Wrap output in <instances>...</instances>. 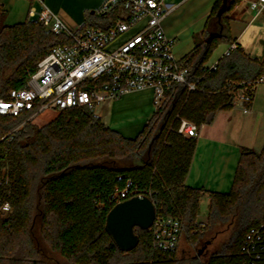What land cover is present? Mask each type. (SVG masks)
Segmentation results:
<instances>
[{"label": "trees", "instance_id": "obj_1", "mask_svg": "<svg viewBox=\"0 0 264 264\" xmlns=\"http://www.w3.org/2000/svg\"><path fill=\"white\" fill-rule=\"evenodd\" d=\"M222 3L214 1L200 41L185 55L188 79L197 81L196 88L187 92L185 85L174 83L136 135L108 126L88 106L55 110L41 126L28 119L37 104L16 116L0 115V204L13 207L1 231L24 232L37 210L42 220L47 215L53 219V245L74 264H199L178 257L176 248H158L149 229L134 227L139 240L128 252L113 243L104 228L108 211L118 201L145 194L155 205V217L177 219L180 234L192 245L220 225L233 226L203 264H240L246 234L264 223V145L241 150L229 191L206 190L185 184L197 138L176 131L180 118L192 121L197 130L211 124L218 111L233 107L232 90L244 85L240 82L264 73V54L260 60L251 56L231 37L226 15L238 0H227L217 15ZM117 8L89 13L78 31L113 24ZM5 16L0 4V97L26 86L38 62L71 40L37 16L12 24ZM220 41L236 47L205 65ZM204 194L209 205L201 224L197 215Z\"/></svg>", "mask_w": 264, "mask_h": 264}, {"label": "built area", "instance_id": "obj_2", "mask_svg": "<svg viewBox=\"0 0 264 264\" xmlns=\"http://www.w3.org/2000/svg\"><path fill=\"white\" fill-rule=\"evenodd\" d=\"M40 8L31 7L54 32H64L71 40L53 48L37 65L26 86L14 88L7 97H0V115H19L24 110L37 109L28 119H34L46 109L60 110L88 106L106 99H117L131 91L150 88L156 107L165 99L174 83L196 88L197 81L188 79L187 58L176 59L161 21L168 10L164 0H105L100 12L118 5V19L111 25L85 27L71 32L43 0ZM251 15L248 25L264 13V0H248ZM236 47L233 42L224 54ZM100 81L89 84L88 82ZM264 83V73L251 82L232 90L234 99L247 104L256 86ZM86 85V86H85ZM176 131L187 137L197 135V126L185 118L179 119ZM7 207V204H4ZM158 248L171 251L176 247L181 224L172 217H155L148 228ZM240 264H264V223L250 229L242 246Z\"/></svg>", "mask_w": 264, "mask_h": 264}, {"label": "rangeland", "instance_id": "obj_3", "mask_svg": "<svg viewBox=\"0 0 264 264\" xmlns=\"http://www.w3.org/2000/svg\"><path fill=\"white\" fill-rule=\"evenodd\" d=\"M61 5L62 15L57 14L61 22L71 32H77L82 26L87 24V15L94 13L98 15L101 11V7L95 5L96 0H55ZM168 3H174V0H165ZM215 0H187L184 5L176 10H172L162 19V27L169 40L174 39L171 50L174 56L179 59L193 48V46L200 41L201 28L206 22L210 13L211 7ZM240 4L239 9L232 12L233 8L229 11L226 22L231 25V37L237 38V42L240 46L251 56L259 59L264 54V13L256 17L247 27V19L249 15V4L247 0H238ZM236 4V5H238ZM95 5V6H94ZM236 5L234 7H236ZM167 7H163L164 11ZM32 18V17H31ZM34 18V17H33ZM232 22V23H231ZM245 27L242 33V28ZM228 42L220 41L213 51L208 55L205 65H211L226 49ZM137 94V98H150V105L139 112L140 114L150 115L156 110V104L153 100V90L150 88L134 90L130 92V95ZM128 95L121 97V101L126 99ZM235 109H242L240 107V101L233 99ZM250 102H248L249 104ZM247 114L242 115L239 113V118H242L244 123L245 134H256V142L254 149H259V143L264 135V83H260L256 86L255 98L252 105L245 106ZM136 112L139 111V106H134ZM117 110L112 111V117L120 126H114L113 128L126 131V135L134 136L139 131L141 124L133 129H130L127 123L120 121V116L116 115ZM57 112L53 109H46L36 116L32 121L41 126L47 123ZM139 115V114H138ZM240 121V119H239ZM250 123L251 125H247ZM19 127V125L17 126ZM112 127V126H111ZM229 160V159H228ZM237 161L232 164L230 160L226 163V168L223 166L220 175L214 181H210L209 185L212 189L227 192L231 188L234 171L237 165ZM203 177V178H202ZM205 172L200 176H191L189 183L197 186L206 185L204 178ZM203 181V182H202ZM208 185V184H207ZM7 204V207L4 206ZM209 199L207 196H203L199 203V213L197 220L203 224L206 221L208 214ZM34 210L32 212V219L29 221L27 230L24 232H16L13 229L1 231V223L4 220L10 218L13 213V207L8 202L0 204V264H74L70 260L62 256L53 245V219L50 216H46L43 220L41 213ZM21 229V228H20ZM233 226L220 225L210 232L203 234L198 244H190L181 233L178 237L176 244V250L178 257L183 256L185 258L192 257L196 259L199 264L205 263L209 256L220 248L222 242L227 240ZM9 232H11L9 234ZM209 241L208 245L198 253V250L202 247L205 241Z\"/></svg>", "mask_w": 264, "mask_h": 264}, {"label": "crops", "instance_id": "obj_4", "mask_svg": "<svg viewBox=\"0 0 264 264\" xmlns=\"http://www.w3.org/2000/svg\"><path fill=\"white\" fill-rule=\"evenodd\" d=\"M43 1L45 5L50 10L53 11L54 14L56 13L59 15L63 14L61 13V5L58 4L57 1L55 0H43ZM186 1L187 0H174V3H168L164 0V8L167 7L166 10H168L167 13L164 15V17L169 12H171L173 9L176 10L182 5H184ZM104 2L105 0H96L95 5L102 7ZM0 4L3 6V9L6 11L5 22L10 23V24L22 22L28 17L29 18L36 17V15L30 16L28 14V11L31 7H34L35 10H39L40 8L38 2L36 1L29 2L27 0H0ZM248 4H249V1H248ZM239 6L240 4L236 5V7L233 8L232 12L235 10H238ZM249 15H251L250 4H249ZM62 19L64 20L63 15H62ZM247 22H248V19H247ZM247 26H248V23L245 25V27ZM245 27L242 28L240 33L244 31ZM229 29H230V34H232L231 25H229ZM172 40H173L172 42L173 44L174 39ZM236 41H237V38H236ZM229 45L230 44L228 43L224 52L227 50ZM223 54L224 53H222L219 57H221ZM262 57L259 58V60L262 59ZM182 58H185V56L179 59H182ZM217 59L209 66H212L217 61ZM255 90L252 94V99L249 104L240 102V105H241L240 107H242V109L240 108L237 110L232 107L229 110L218 111L211 124H204L199 127V129L197 130V135H196V138H197L196 147L194 150V154L192 157V161L190 164L188 174L185 178L186 185H189L192 187H202L206 190H214L209 185V182L217 179L221 171L223 174V166L226 168V163L229 160L232 164H234L236 160H238L241 150L244 148L255 150L254 146H255V142L257 138L256 134L255 135H252L250 133L245 134L244 133V129H245L244 123L248 120L245 119V121H242V118H239L240 117L239 113H242V115H245L249 112L247 111L245 106L252 105L254 98H255ZM126 95H128V97L126 99H123L122 101L120 100L122 97L121 96L117 99H110V100L106 99V100L99 102L98 104H96L94 108V113L100 116L101 120L108 126L110 127L112 126V128L114 126L118 127L122 124V123L119 124L118 122H116L115 119L112 117L113 110H117L116 115L120 116L119 117L120 121L121 122L125 121L130 129H133L139 126L140 124L142 125L144 122H146L150 118L151 115L147 117L148 116L147 114L142 115L139 112H141V110L145 109L147 106L150 105L151 99L150 98H145V99L137 98L139 97L137 96V94L130 95V92L125 94V96ZM134 106H139V109H137L139 111L136 114L134 113L136 111L134 109H131V108H134ZM247 125L249 126L251 124L247 123L246 126ZM123 132L126 133V131H123ZM260 138L261 140L259 143L260 144L259 149L260 147L264 145V135L263 137H260ZM203 172H205L204 181L206 185L197 186V185H193L188 182L191 176H200ZM214 191H218V190H214ZM203 196H207V195L204 194Z\"/></svg>", "mask_w": 264, "mask_h": 264}, {"label": "water", "instance_id": "obj_5", "mask_svg": "<svg viewBox=\"0 0 264 264\" xmlns=\"http://www.w3.org/2000/svg\"><path fill=\"white\" fill-rule=\"evenodd\" d=\"M227 0H223L217 15L226 7ZM156 215L153 201L145 194H134L129 198L118 201L107 213L105 218V231L113 243L123 252L133 249L139 240L134 227L148 229ZM209 241H205L198 250L200 253Z\"/></svg>", "mask_w": 264, "mask_h": 264}]
</instances>
